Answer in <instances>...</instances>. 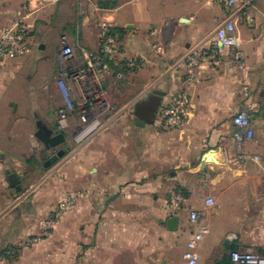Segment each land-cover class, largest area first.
Returning <instances> with one entry per match:
<instances>
[{
	"label": "crops",
	"instance_id": "1",
	"mask_svg": "<svg viewBox=\"0 0 264 264\" xmlns=\"http://www.w3.org/2000/svg\"><path fill=\"white\" fill-rule=\"evenodd\" d=\"M235 10L241 47L203 60L184 127L166 130L159 116L182 87L179 64L228 17L222 0H0V34L24 11L33 46L0 67V264H188L200 226L190 215L203 211L198 264H234L232 252L257 247L264 255V0ZM103 23L114 26L121 59L141 60L139 72L102 82L111 101L114 88L126 92L104 128L80 143L66 132L65 143L46 147L36 135L60 133L63 38L82 67V49L100 51ZM149 101L158 103L150 120L141 107ZM242 112L246 130L234 124ZM174 192L185 200L176 214ZM68 193L77 204L59 215Z\"/></svg>",
	"mask_w": 264,
	"mask_h": 264
},
{
	"label": "built area",
	"instance_id": "2",
	"mask_svg": "<svg viewBox=\"0 0 264 264\" xmlns=\"http://www.w3.org/2000/svg\"><path fill=\"white\" fill-rule=\"evenodd\" d=\"M58 2L60 0H46ZM254 0H222L228 17L215 30L208 44L201 43L195 46L182 59L180 66L186 69L184 76L180 77L182 87L173 95L170 103L161 109L160 122L166 130H176L184 127L187 110L190 104V89L198 84L201 79V65L203 60L216 62L225 48L241 47V38L237 32L238 16L235 9L240 12L247 10ZM101 48L99 52H90L82 49L83 66L75 63L76 49L63 38V50L58 56L59 74L57 87L63 99V106L58 109L57 128L60 132H69L75 142L86 140L95 132L104 128L108 123L113 108L107 92L103 89L102 82L108 77L123 80L128 74L135 72L141 65L137 57L121 59L122 46L114 32V26L109 23L100 25ZM156 50H160L158 45ZM33 51L31 44V28L26 23L24 11L17 14L13 26L0 34V67L6 61L22 58ZM237 58L241 57L239 51ZM77 122L73 123V118ZM234 124L246 130L250 127L251 119L248 113H239L234 118ZM78 201L77 193H68L58 204V214L64 215L71 211ZM181 192H174L170 198V207L174 214L180 212L184 204ZM209 205L213 204L208 200ZM206 212H192V223L200 224L188 241L184 259L188 264H198L200 256L199 244L207 233V227L203 224ZM49 222V228H53ZM234 236L230 235L229 240ZM234 264H264V255L252 250L234 251L231 253Z\"/></svg>",
	"mask_w": 264,
	"mask_h": 264
},
{
	"label": "water",
	"instance_id": "3",
	"mask_svg": "<svg viewBox=\"0 0 264 264\" xmlns=\"http://www.w3.org/2000/svg\"><path fill=\"white\" fill-rule=\"evenodd\" d=\"M155 94H159L162 95L161 92H157L155 91ZM150 105V102H145L141 107L145 110L146 108H148ZM15 107V106H14ZM145 118H147L148 120H150V116L148 115H144ZM37 138H39L40 142H43L45 144L46 147H52V148H57L59 147L61 144L66 142V137L64 135V133H57V134H53L52 131H47L46 135H43L42 132H38L36 135ZM65 150H57L55 152V154H53L51 156V158L48 160V162L46 163V167L51 166L52 164L56 163L57 161H59L62 157L65 156ZM10 180V184L12 187H16L19 185V178L17 177L16 174H12L9 177ZM168 227L171 230H174L177 228L178 225V219L177 218H170L168 220Z\"/></svg>",
	"mask_w": 264,
	"mask_h": 264
},
{
	"label": "rangeland",
	"instance_id": "4",
	"mask_svg": "<svg viewBox=\"0 0 264 264\" xmlns=\"http://www.w3.org/2000/svg\"><path fill=\"white\" fill-rule=\"evenodd\" d=\"M137 72H139V71H136V72H133V73H131V74H136ZM130 75V74H129ZM150 77V75L148 74L147 76H146V78L148 79ZM118 85H119V83H118ZM138 82L136 81V80H134L133 81V83H132V87H131V91H130V95H133V97L136 95V91L138 90ZM122 90H124V92L122 91ZM150 90V89H149ZM121 92H123V93H121ZM150 92H151V90H150ZM123 94H126V92H125V89L123 88V89H118V90H116L115 88H114V90H113V92H112V96H113V99H112V108L113 109H119V105L121 104V96L123 95ZM119 103V104H118ZM70 220H68V222H69ZM255 249V251H257V253H259V254H261L260 253V248H254Z\"/></svg>",
	"mask_w": 264,
	"mask_h": 264
},
{
	"label": "trees",
	"instance_id": "5",
	"mask_svg": "<svg viewBox=\"0 0 264 264\" xmlns=\"http://www.w3.org/2000/svg\"><path fill=\"white\" fill-rule=\"evenodd\" d=\"M157 109H158V103L150 102L149 107L144 110V114L150 116V118L153 119L154 116L153 112L156 111Z\"/></svg>",
	"mask_w": 264,
	"mask_h": 264
}]
</instances>
